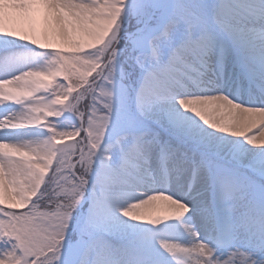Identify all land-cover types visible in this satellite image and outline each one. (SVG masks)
Listing matches in <instances>:
<instances>
[{
  "label": "snow or ice",
  "instance_id": "6c2138e0",
  "mask_svg": "<svg viewBox=\"0 0 264 264\" xmlns=\"http://www.w3.org/2000/svg\"><path fill=\"white\" fill-rule=\"evenodd\" d=\"M0 264H264V0H0Z\"/></svg>",
  "mask_w": 264,
  "mask_h": 264
}]
</instances>
